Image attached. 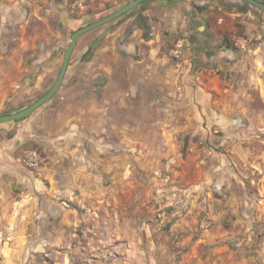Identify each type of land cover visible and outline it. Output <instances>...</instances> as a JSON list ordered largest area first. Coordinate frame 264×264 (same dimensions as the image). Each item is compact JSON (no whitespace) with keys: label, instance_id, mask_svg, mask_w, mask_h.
Listing matches in <instances>:
<instances>
[{"label":"crops","instance_id":"obj_1","mask_svg":"<svg viewBox=\"0 0 264 264\" xmlns=\"http://www.w3.org/2000/svg\"><path fill=\"white\" fill-rule=\"evenodd\" d=\"M74 1L0 0V110L12 94L48 92L72 33L133 0ZM179 38L177 63L169 50ZM258 92L264 11L242 0L144 1L80 35L57 93L0 123V217L11 236L0 264H47L39 257L107 210L130 174L149 199L206 202L223 220L246 199L229 165L231 121L247 117ZM226 170L225 183L213 179Z\"/></svg>","mask_w":264,"mask_h":264},{"label":"rangeland","instance_id":"obj_2","mask_svg":"<svg viewBox=\"0 0 264 264\" xmlns=\"http://www.w3.org/2000/svg\"><path fill=\"white\" fill-rule=\"evenodd\" d=\"M48 88L12 94L8 102L12 108L0 114L28 106ZM254 99L247 117H235L243 119L244 125L232 126L229 132L237 143L236 157L229 158L233 181L239 187L237 194H246V199L230 207L223 220L211 215L206 202L149 199L146 189L135 188V175L130 174L124 178L123 190L110 195L107 210L78 227L73 238L61 241L58 251L39 260L47 264H264V92ZM211 147L219 155L226 152L223 144L209 142ZM228 176L226 170L213 179L225 183Z\"/></svg>","mask_w":264,"mask_h":264},{"label":"water","instance_id":"obj_3","mask_svg":"<svg viewBox=\"0 0 264 264\" xmlns=\"http://www.w3.org/2000/svg\"><path fill=\"white\" fill-rule=\"evenodd\" d=\"M144 1H149V0H133L129 3H127L126 5L122 6L121 8H119L118 10L114 11L113 13L97 20L94 22H91L79 29H77L76 31H74L71 35L70 38V43L65 51L64 54V58L62 61V66L61 69L59 71V74L54 82V84L52 85V87L49 89V91L47 93H45L44 95H42L41 97H39L38 99H36L34 102H32L31 104H29L28 106L13 112V113H7V114H0V123L2 122H10V121H21L23 119H25L27 116L31 115L34 111H36L37 109H39L42 105H44L47 101H49L56 93L57 91L60 89L64 78L67 74L68 71V66H69V62H70V58L73 54V51L76 47L77 44V40L78 37L84 33H86L87 31L94 29L96 27H99L101 25H104L106 23L112 22L115 19L123 16L124 14L130 12L131 10L135 9L136 7H138L142 2ZM166 1H173V2H183L186 0H166ZM223 1V0H220ZM248 4H250L253 7H256L262 11H264V2L260 1V0H242ZM105 34H103L101 37H99L92 45L91 48L94 47V45L101 39L104 37Z\"/></svg>","mask_w":264,"mask_h":264},{"label":"built area","instance_id":"obj_4","mask_svg":"<svg viewBox=\"0 0 264 264\" xmlns=\"http://www.w3.org/2000/svg\"><path fill=\"white\" fill-rule=\"evenodd\" d=\"M92 0H75L74 3L76 7L83 8ZM184 43L185 41L182 38L177 39L173 47L169 50L171 57L179 63L183 58L184 53ZM232 126H241L244 125V121L241 118H234L231 121ZM26 161L30 167H37L38 164L41 162V156L37 151H32ZM11 242V236L6 234L3 227L2 218L0 217V256L4 254Z\"/></svg>","mask_w":264,"mask_h":264}]
</instances>
